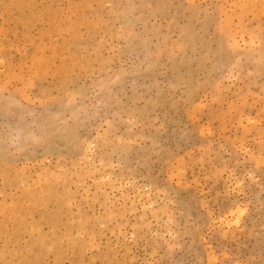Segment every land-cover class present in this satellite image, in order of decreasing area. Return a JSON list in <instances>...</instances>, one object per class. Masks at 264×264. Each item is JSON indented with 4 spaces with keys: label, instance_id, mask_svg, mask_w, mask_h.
I'll return each mask as SVG.
<instances>
[{
    "label": "rangeland",
    "instance_id": "rangeland-1",
    "mask_svg": "<svg viewBox=\"0 0 264 264\" xmlns=\"http://www.w3.org/2000/svg\"><path fill=\"white\" fill-rule=\"evenodd\" d=\"M0 264H264V0H0Z\"/></svg>",
    "mask_w": 264,
    "mask_h": 264
},
{
    "label": "bare ground",
    "instance_id": "bare-ground-1",
    "mask_svg": "<svg viewBox=\"0 0 264 264\" xmlns=\"http://www.w3.org/2000/svg\"><path fill=\"white\" fill-rule=\"evenodd\" d=\"M240 212V211H239ZM237 215H238V213H237ZM238 217V216H237ZM238 221V220H237Z\"/></svg>",
    "mask_w": 264,
    "mask_h": 264
}]
</instances>
